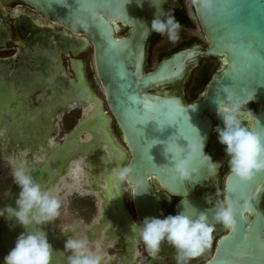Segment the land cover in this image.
Returning a JSON list of instances; mask_svg holds the SVG:
<instances>
[{"label": "water", "instance_id": "water-1", "mask_svg": "<svg viewBox=\"0 0 264 264\" xmlns=\"http://www.w3.org/2000/svg\"><path fill=\"white\" fill-rule=\"evenodd\" d=\"M191 2L206 45L201 48L195 46L188 50H180L162 61L154 71L146 73L144 63L150 18L154 15L156 6L163 8L162 15L165 13V8H178L175 1L0 0L6 8H13L16 5L26 7L43 20L51 21L73 34L86 37V39H77L64 32H56L53 27L45 28L30 16L21 15L15 21V29L21 40V42L17 41L16 45L21 48V53L18 63L12 69L10 66L1 69L7 77L2 75L0 78V87L3 82V89L0 88V116L8 114L5 110L9 109V106L10 109L12 108L7 98L9 95H6L7 84L11 82L16 87L18 80L22 81L23 78L29 84L24 100L36 92L48 96L47 104L41 103L40 112L52 110L54 106L50 109L48 107L52 96L56 101L57 97H64L66 100V97L71 96L80 105L85 104L86 101L96 105L93 110L95 120L92 122L90 116L81 117L57 146L53 145L51 150L46 149L47 153L41 165L25 163L29 174L42 187L45 188L55 176L63 175L64 167L70 158L76 157V152L85 151L81 154L90 158L89 154L85 153H92L103 143L106 144L108 152L113 151L118 156L120 160L118 166L125 167L127 153L122 146L115 143L111 133L107 131V124L110 121L102 111L103 107L99 103V98L87 83L85 63L82 60L73 59L91 50L95 78L100 84L103 101L114 117L122 134V142L131 155L126 166L131 169L130 182H127L132 186V194L137 191L132 203L138 222H142L146 216L162 218V214L164 215L162 206L164 200L155 193V187L150 180L152 177L168 193L183 198L184 204L181 200L176 204V213L182 212L184 208L186 214L193 216L198 211H206L204 210L205 202L202 198L195 197L193 189L197 184L206 181L208 177H212L213 173L200 160H193L191 166L197 170L196 183L183 182L177 177L171 162L165 159V146L162 143L178 138L181 145L186 146L188 141L178 136L179 125L172 126L168 119L171 117L195 129L189 141L197 140L199 135H207L206 145L213 125L212 118L208 116L216 113L217 102L223 100L225 95L224 89L227 87L237 93L241 90H254V101L260 103L261 114L254 119V127L251 126L250 129L264 138V0H208L210 7H204L205 0H191ZM111 18L135 24V28L125 38L117 40L114 38L113 27L109 23ZM2 19L6 18L2 17ZM0 29L6 31L7 28L0 23ZM8 39L9 34L6 32V40ZM64 53L71 56L70 68L75 78L65 79L61 76L64 67L56 56ZM198 57L220 58L223 66L211 78L205 87L204 94L196 103L183 107L177 99H161L146 92L157 84L179 80L185 72L191 73ZM187 60H191L189 66L185 64ZM52 68L60 78L55 84L47 79L49 70ZM12 71L13 73L10 74ZM165 100H175L178 104L168 107L163 104ZM146 118L149 121L148 124L143 123ZM10 121V126L13 127L15 122L12 118ZM33 122L34 118L28 120V128L33 127ZM160 123L165 125L162 131L157 128ZM137 124L141 127L137 128ZM7 126L3 125L0 128L6 127L9 141L15 140L21 145L17 134H12ZM97 130L102 133V138L92 140L93 142H88L89 144L78 141L85 132L97 135ZM41 139L42 136H39L31 142L37 146L38 140ZM28 140H30L29 137ZM156 140H160L161 144H156L150 149ZM29 150L33 152L32 148ZM146 152L152 156L151 163L146 159ZM110 173L111 166L106 167V172L103 174L95 170L91 176H93L92 179L105 180L107 184L104 190L106 195L102 200L104 207L108 208L105 216L110 221L107 236L114 235L117 241L123 238L128 246L127 253H130L132 245L136 244L135 237L138 234L131 229L134 222L122 200V182L117 181ZM263 179L264 172L257 173L249 181H243L233 174L228 175L225 183L226 198L241 211L249 202L253 208L264 196L263 192L254 191ZM19 191V187L15 185L8 192L7 197L0 200V209L6 206L16 207L15 200ZM113 192L115 196L111 195ZM212 212L213 210L208 216H212ZM254 214L258 221V234L253 243L257 248L254 251L258 255V261L253 264H264V241L260 233L263 219L255 210ZM235 219L237 228L233 234L219 242L215 259L209 264H241L236 259V249L239 241L243 240L244 243L246 222L240 214H237ZM48 224L43 225L42 228L53 247L50 264H66L65 250L60 247L55 234L48 233ZM36 227L33 225L31 230H35ZM25 230L22 226L15 224L14 220H9L6 216L0 217V264H4V257L14 247L17 236ZM163 247L168 245L162 244L161 249ZM162 252L161 250L158 254ZM220 252L224 254L216 258ZM119 256L121 259L119 264H122L124 256Z\"/></svg>", "mask_w": 264, "mask_h": 264}, {"label": "clouds", "instance_id": "clouds-1", "mask_svg": "<svg viewBox=\"0 0 264 264\" xmlns=\"http://www.w3.org/2000/svg\"><path fill=\"white\" fill-rule=\"evenodd\" d=\"M204 7H210L208 0H205ZM162 13L163 8L156 6L150 29L160 35L166 34L175 43L179 40L181 25L174 15L164 16ZM224 93L223 100L217 102L216 110V116L223 126L217 125L213 131L217 134L219 144L224 146L231 174L249 181L257 173L264 172V138L241 119L245 108L247 119L251 121L255 118L247 107L255 100V91L241 90L237 93L226 87ZM163 104L171 107L178 101L165 100ZM206 140L207 135H199L197 140L188 141L186 146L181 145L178 138L162 143L165 146V159L171 162L173 171L181 181L196 183L197 170L191 166L193 160H200L213 174L220 166L204 151ZM130 173L129 167H122L114 170L113 175L119 182H130ZM12 179L20 189L15 200L16 207L0 209V217L6 216L26 230L17 236L14 247L4 257V264H50L53 247L42 226L53 222L60 215L59 189L42 187L23 163L12 169ZM136 193L129 196L134 199ZM181 203L184 204L183 199ZM244 212L252 215L250 206L241 211L225 198L214 206V223H210L207 211H198L193 216L186 214L184 208L174 215L162 214V218L146 216L142 222H134L131 229L138 234L151 257L155 258L162 244L166 243L175 250L176 264H190L210 246L215 224H221L231 231L236 227V215H243ZM33 225L37 226L35 230H31ZM67 230L62 229L61 232L64 234ZM64 250L70 253L69 264H101L105 258L101 244L97 243L93 250L87 238L69 236L64 242Z\"/></svg>", "mask_w": 264, "mask_h": 264}, {"label": "flooded vegetation", "instance_id": "flooded-vegetation-1", "mask_svg": "<svg viewBox=\"0 0 264 264\" xmlns=\"http://www.w3.org/2000/svg\"><path fill=\"white\" fill-rule=\"evenodd\" d=\"M175 1L176 5L178 8H165V13L164 16L166 15H174L175 19L180 23L181 28L179 30V39L181 40L177 45L174 46V49L169 53V54H161L159 62L157 63V66L167 58H169L172 54L179 52L180 50H188L191 49L195 46L202 47V44H199L195 42V39L193 37H189L187 39V33L191 28H197L200 35L202 36V39L204 41V45H206V41L204 39V36L202 34V31L198 25L197 18L195 15V12L193 10L192 2L190 4V11L187 10L184 5L181 3V0H171ZM191 1V0H190ZM19 8L22 11L29 13V14H22L19 13L16 16H13L12 10L14 8ZM6 8V7H4ZM24 15V16H30L34 18L33 15H38L34 13L32 10L16 5L13 8H6V10H1L0 9V23L3 24L7 29L6 31L0 29V54L7 52V51H15L14 55H11L10 57H0V78L2 75L6 76L5 72H3L1 69L2 68H7L10 66L12 69L15 64L18 63L19 61V56L21 53V48L16 45L17 41L21 40L19 39V36L17 34L16 28V18ZM2 17H5L6 19H2ZM39 18V17H38ZM35 19V18H34ZM41 21L46 22V25H43V27H53L56 32H67L69 35L73 38L81 39L84 38L86 39L85 36H81L78 34H73L69 30L63 28L60 25L54 24L51 21L48 20H43L39 18ZM153 19V16L150 18V25L151 21ZM109 23L113 27L114 30V38L117 40H121L125 38L131 30L135 28V24H131L128 22H125L124 20L121 19H116V18H111L109 20ZM149 25V38L147 42V51H146V58H145V63H144V71L146 73H150L156 69L157 66H155L153 69H148V66L150 65V56H151V50L156 47H161L163 44H172L171 41H166L167 35H160L157 34L153 31H151ZM6 32L9 34V39L6 40ZM184 35V36H183ZM13 36H15V39H13ZM78 36V37H77ZM4 41V42H3ZM3 42V43H2ZM9 45H12V47H9ZM24 48V47H23ZM82 54V53H81ZM79 54V55H81ZM64 55V54H63ZM61 54V62L65 69L69 72L70 77L75 78L73 75V71L70 68V59L71 56H63ZM78 56L74 57V60H80L78 59ZM205 61V62H203ZM203 62V63H202ZM191 63V60L186 61V66H189ZM223 66V63L221 62L220 58H211V57H198L196 59V63L194 68L191 70V73H183L181 75V78L179 80H173L170 82L162 83V84H157L155 87L152 89L147 90L146 92L161 98V99H177L181 106L186 107L189 105H192L199 100L201 95L204 94L205 92V87L211 80V78L217 73V71ZM199 69V73L197 74L196 77H194V73L196 70ZM13 71L10 73L12 74ZM86 76V75H85ZM87 80V78H86ZM205 81V82H204ZM203 85L201 91L196 95V97L192 100H189L188 93H196L200 88V86ZM106 111L109 113L111 116V125L114 124L115 130L117 132V135L119 137V141L123 140L122 134L120 132V129L118 128V125L112 116V114L109 112L106 103L103 102ZM249 109L252 110V112L255 115V118L258 117L261 114V106L259 102H251L248 106ZM80 111V110H77ZM81 113V111H80ZM244 115L241 116L242 121L249 127L253 126L254 127V119L248 122L246 121L247 119V108L243 109ZM209 118H212V131L211 135L208 138L207 144L205 145L204 151L211 156L213 161L219 162L220 166L216 170V172L213 174L212 177H208V179L204 182H201L197 184L194 189H193V194L195 197L202 198L203 202H205L204 205V210L208 211V215H210V211L213 210L212 216H209V221L210 223H214L212 221V217L214 214V206L219 202L222 201L223 199L226 198L225 194V183L227 180L228 175L231 174L229 165H228V157L226 156L224 152V146L219 144L218 139H217V134L213 131V129L217 126L220 125L221 127L222 122L221 120L216 116V113L213 114L212 116H208ZM81 118V114H80ZM79 118V119H80ZM78 119V120H79ZM77 120V121H78ZM76 121V122H77ZM11 121H9L10 125ZM0 126H1V116H0ZM1 131V130H0ZM113 135V134H112ZM122 147L125 149V153H127V160L125 167L129 163L130 159V153H128V149L124 142H121ZM1 155V152H0ZM1 157V156H0ZM151 184L155 187V193H158L163 201L162 206L164 210V216L169 215L168 210L170 209L171 214H176V204L183 199L182 197H177L173 196L172 194L168 193L158 182L155 178H150ZM124 188H126L129 192V195L132 194V186L128 184L127 181L122 182V200L123 203L130 214L133 222H138V219L135 215L134 208H133V203H132V198L130 197L131 201V213L129 212V209L127 208V205L124 200ZM255 192H263L264 193V179L255 187L254 189ZM169 197L171 199H169ZM209 198V199H208ZM256 203V202H255ZM251 203H246L243 207L250 206L252 215H249L247 212L243 213V218L246 222L245 228H244V243L242 241H239L236 252V259L241 263V264H253V262L258 261V255L254 250H257L256 247H254V243L257 238V231H258V221L255 219V214L254 210L257 211L261 217H262V223H261V235L262 239L264 241V196L260 198V200L256 203V205L252 208ZM255 219V220H254ZM236 227L229 231L226 229L223 225L221 224H215L214 231L211 236V243L210 246L206 249V251L199 257L193 259L190 264H209L215 259L216 251L219 242L227 237L230 236V234H233L235 231ZM120 246L118 249L114 250L115 248H110L108 250H111L114 252L112 255L107 254L108 256L113 259L111 264H119L121 262L120 256L123 255L124 258L122 259V264H130L132 260L129 258L130 254H127L126 248L128 247L126 242L124 241L123 238H120L117 242H115V247ZM136 248L138 250L139 257L134 260L133 264H176V261L174 259V254L175 250L171 247H163L161 250L163 251L161 254H158L155 258L151 257L147 251L144 248L143 243L140 241L139 236L137 237V242H136ZM143 249V252L146 253V255H143V252L141 251ZM224 252H220L216 258H219L220 255L222 256Z\"/></svg>", "mask_w": 264, "mask_h": 264}, {"label": "bare ground", "instance_id": "bare-ground-1", "mask_svg": "<svg viewBox=\"0 0 264 264\" xmlns=\"http://www.w3.org/2000/svg\"><path fill=\"white\" fill-rule=\"evenodd\" d=\"M0 9L6 10L4 6L0 3ZM19 13L22 14H29L24 11H22L19 8H14L12 10L13 16L18 15ZM34 16V20L39 25H46V22L41 21L36 15ZM68 34L67 32H65ZM78 37V36H77ZM65 56L67 54L64 53ZM63 55V56H64ZM58 60H61V54H58L57 56ZM1 62V61H0ZM94 70V67H93ZM61 76L65 79L69 78V72L65 69V71L62 72ZM97 79V78H96ZM98 81V80H97ZM99 84V82H98ZM100 90V84L98 85ZM53 97V96H52ZM51 97L49 99V109L51 107L52 110H47L46 112H40L41 108L39 110L31 111L27 109L25 100L23 98L19 97V99L22 101V109L16 108V109H10L11 111L8 112L7 115L1 116V126L9 125L10 118H12L14 123V126L11 127L10 125L8 130H12L17 127H25L28 128L27 122L28 118L31 117L34 118L33 127L37 130L36 133H34V139L39 138V136H42L41 140H38L37 146H34L33 142L31 140H28L27 137H21V134L19 136V142L22 144L20 145L15 140L9 141L8 134L6 131V127H1L0 131V151H1V161H0V200L7 197L8 192L16 185L13 182L12 179V169L14 167L20 166L21 163L25 165L26 162L33 163L35 165L41 163L44 160L45 154L48 150H51L54 146H57L60 141H56L55 137L60 132V122L62 121V118L70 114L71 112L75 110L81 111V117L90 116L92 118V122L95 120V117H93V110H95L96 105L94 103H90V101H86L85 104H81L84 106H81L78 102H76L71 96L66 97V100H64V97H57V101L54 100ZM100 100V99H99ZM48 99H43L42 104H47ZM104 102V101H103ZM101 100L99 103H101L103 107V103ZM57 103V105H55ZM58 108V109H57ZM20 111H19V110ZM23 111V112H21ZM105 116L108 118V120L112 121L111 116L107 111L102 109ZM26 118V119H25ZM248 122V119H246ZM107 124V131L111 133L110 125ZM9 130V131H10ZM55 131V136L54 135ZM97 135L89 132H85L82 136L78 138V141L82 144H89L88 142H93L92 140H97L102 138V133L98 132ZM112 135V133H111ZM65 136V135H64ZM63 136V138H64ZM91 137V139H86L87 137ZM115 143L118 146H122L121 142L122 140L118 141L114 138ZM23 141H21V140ZM122 139V138H121ZM31 143H30V142ZM35 141V140H32ZM96 142V141H95ZM28 143V144H27ZM33 143V144H32ZM33 145V146H32ZM33 150V152L29 149ZM41 152H38V151ZM88 151V150H87ZM85 152V151H84ZM82 150H79L76 152V157L73 156L68 160V164L66 167H64L63 175L62 176H55L52 181L45 187L46 189H59V199L60 203L62 205H67V200L69 197L77 196L79 198H92L95 200V204L97 209V215L94 216L92 224L89 225H83L82 222L73 220L72 222L68 220V216L63 214L59 215V217L54 220L53 222L48 224V233L49 234H55V238L58 240V243L60 244V247L64 249V242L69 236H75L77 238H87L89 241V247L95 250V246L97 243L101 244L102 251L105 253V258L101 261V264H111L113 259H111L110 256L107 255V250L110 248H115V242H117V238L115 236H107L106 232L110 228V221L108 220V217L105 216L107 214V209L102 204L103 197L105 194V189L107 188V184L104 181L92 179L93 176H91L92 172L95 170L99 172V174H103L106 172V167L111 166V175H113L114 170L119 169V158L117 155L113 153V151L108 152L107 146L105 143H103L99 149L93 150L92 153H85L89 154L85 156ZM72 155V153H71ZM75 157V158H74ZM42 158V159H41ZM116 165L118 167H116ZM91 172V173H90ZM114 178V177H113ZM115 196V192L111 194ZM114 207H112L113 209ZM116 211H118L115 208ZM118 215V214H117ZM62 229H68L64 232V234L61 232ZM117 234V233H116ZM137 237H135V243L137 242ZM111 245V246H109ZM130 249V248H129ZM130 251V250H129ZM130 254V259L132 262L136 260L139 257V252L136 248V244L132 245L131 252L127 253ZM66 258L65 263L69 264L68 257L70 255L69 252L65 251ZM139 264V263H138Z\"/></svg>", "mask_w": 264, "mask_h": 264}, {"label": "rangeland", "instance_id": "rangeland-1", "mask_svg": "<svg viewBox=\"0 0 264 264\" xmlns=\"http://www.w3.org/2000/svg\"><path fill=\"white\" fill-rule=\"evenodd\" d=\"M181 3L184 5V7L190 11V4L191 1L190 0H181ZM184 36V35H183ZM189 37H193L195 39V42L204 45V41L202 39V36L200 35L199 31L197 28H191L188 33H187V39H189ZM13 39H15V36H13ZM166 41H170L167 37ZM181 40L179 39L177 42L172 44H163L161 47H156L153 48L151 50V56H150V65L148 66V69H153L155 66H157V63L159 62V59L161 58L160 55L163 54H169L173 49L174 46L177 45ZM9 47H12V45H9ZM15 52V51H14ZM14 52L11 51H7L4 52L2 54H0V57H10L11 55H14ZM92 51L89 50L87 52L82 53L81 55H79L78 59L82 60L85 63V75L87 78V83L89 85V87L91 88V90L96 94V96L103 101V97H102V92L100 91L99 88V84L97 79L95 78V72L93 70V60H92ZM205 62V61H203ZM202 62V63H203ZM199 73V69L195 71L194 73V77L197 76V74ZM48 80H50L52 82V84H55L57 82L58 79H60L54 68H52V70H49V77L47 78ZM205 82V81H204ZM3 82H1V87L3 89L2 86ZM28 81L23 78L22 81L18 80L17 86H14V83H8L6 86V95H9V97L7 96V98H9V102L11 103V107L12 109H16V108H21L22 109V101L19 99V97L23 98L24 100V96L26 95L27 91H28ZM203 85L200 86V88H198L199 90L196 93H191V92H187L188 94V99L192 100L196 97V95L201 91ZM43 99L47 100L48 96L47 95H42L39 92H36L34 94H32L31 96L25 98V104L26 107L29 110H37L38 108H42V102ZM18 109V110H19ZM103 109L106 111V107L103 104ZM6 113H8L10 110V106L9 109L5 110ZM20 111V110H19ZM23 112V111H21ZM80 111H73L70 114L65 115L62 118V121L60 122V132L59 134H57V136L55 137L56 141H61L63 139V136L70 132L74 127V125L76 124V121L80 118ZM26 119V118H25ZM27 120H32L31 117H29ZM110 130L111 133L113 134L114 138L116 140L119 141V137L117 135V132L115 130L114 124L110 125ZM12 134H17V136L21 134V137L23 138L25 135V137H27V135L29 136L30 140H36V138L34 139V136H32L34 133H36V129L34 127H29V128H25V127H17L15 129L12 130ZM56 134H54L53 136H55ZM18 136V137H19ZM24 137V138H25ZM24 140V139H23ZM38 152H41L40 150ZM124 200L125 203L127 205V208L129 209V212L131 213V201H130V196H129V192L126 188H124ZM97 207L95 204V200L92 198H79L77 196H72L69 197V199L67 200V205H62L59 209L60 211V215H67L68 216V220L69 221H73V220H77L82 222L83 225H91L94 216L97 215ZM169 214H171L170 209L168 210ZM120 246H116L114 250L118 249ZM141 251L143 252V249H141ZM114 252H112L111 250H107V254L112 255ZM146 255L145 252H143V255Z\"/></svg>", "mask_w": 264, "mask_h": 264}, {"label": "snow or ice", "instance_id": "snow-or-ice-1", "mask_svg": "<svg viewBox=\"0 0 264 264\" xmlns=\"http://www.w3.org/2000/svg\"><path fill=\"white\" fill-rule=\"evenodd\" d=\"M168 122H169L172 126H173V125H176V126L179 125V128L177 127V130H178V136H180V138H183V139H185V140H187V141L190 140V136L192 135L193 131L195 132V129H191V128H189L186 124H183V123H181L180 121H177V120H175V119H172L171 117H169ZM143 123L148 124V123H149L148 119L146 118L145 121H143ZM164 126H165V125H164L163 123H160L159 125H157V128H158L160 131H162L163 128H164ZM136 127H137V128H140L141 125H140V124H137ZM185 129H186V131H185ZM156 144H161L160 140H156V141H154L153 144L150 146V149H151L154 145H156ZM146 159H147V161H148L149 163L152 162V156H151L149 153H147V152H146Z\"/></svg>", "mask_w": 264, "mask_h": 264}]
</instances>
